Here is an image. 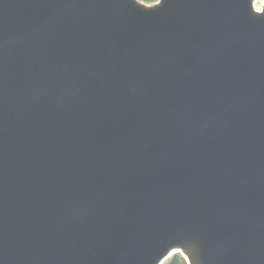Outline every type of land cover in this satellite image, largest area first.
Returning a JSON list of instances; mask_svg holds the SVG:
<instances>
[{"label": "water", "instance_id": "water-1", "mask_svg": "<svg viewBox=\"0 0 264 264\" xmlns=\"http://www.w3.org/2000/svg\"><path fill=\"white\" fill-rule=\"evenodd\" d=\"M264 264V0H0V264Z\"/></svg>", "mask_w": 264, "mask_h": 264}, {"label": "trees", "instance_id": "trees-1", "mask_svg": "<svg viewBox=\"0 0 264 264\" xmlns=\"http://www.w3.org/2000/svg\"><path fill=\"white\" fill-rule=\"evenodd\" d=\"M147 3H151L154 2L156 0H143ZM165 264H188L186 259L180 254V253H175L174 255H172L168 261H166Z\"/></svg>", "mask_w": 264, "mask_h": 264}, {"label": "rangeland", "instance_id": "rangeland-1", "mask_svg": "<svg viewBox=\"0 0 264 264\" xmlns=\"http://www.w3.org/2000/svg\"><path fill=\"white\" fill-rule=\"evenodd\" d=\"M157 1V0H156ZM156 1H154V2H156ZM145 2V1H144ZM147 3V2H146ZM151 3H153V2H151Z\"/></svg>", "mask_w": 264, "mask_h": 264}]
</instances>
